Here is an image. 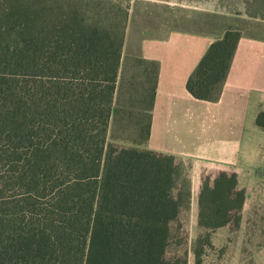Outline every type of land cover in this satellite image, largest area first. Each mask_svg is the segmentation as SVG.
I'll return each mask as SVG.
<instances>
[{
    "label": "trees",
    "instance_id": "1",
    "mask_svg": "<svg viewBox=\"0 0 264 264\" xmlns=\"http://www.w3.org/2000/svg\"><path fill=\"white\" fill-rule=\"evenodd\" d=\"M128 9L123 0H0V264H187L170 246L189 180L174 155L140 146L151 103L126 112L146 115L135 125L142 140L109 134L124 111ZM238 39L229 29L209 45L186 81L192 97L218 98ZM256 123L264 127V111ZM243 199L235 173L206 177L198 225H226Z\"/></svg>",
    "mask_w": 264,
    "mask_h": 264
},
{
    "label": "crops",
    "instance_id": "2",
    "mask_svg": "<svg viewBox=\"0 0 264 264\" xmlns=\"http://www.w3.org/2000/svg\"><path fill=\"white\" fill-rule=\"evenodd\" d=\"M242 18L247 26L238 30L216 100L192 97L186 81L209 45L226 30L217 34L172 31L163 38L143 39L140 53L157 66L148 148L234 172L244 193L240 210L244 215L248 207L264 209V127L256 123L264 111V18Z\"/></svg>",
    "mask_w": 264,
    "mask_h": 264
},
{
    "label": "rangeland",
    "instance_id": "3",
    "mask_svg": "<svg viewBox=\"0 0 264 264\" xmlns=\"http://www.w3.org/2000/svg\"><path fill=\"white\" fill-rule=\"evenodd\" d=\"M126 4L129 9L118 81V105L124 111L113 121L109 134L127 141L142 140L144 132L140 135L135 125L141 118L146 120V115H140L138 110L129 117L128 107H146L153 96L157 66L141 57L143 39L163 38L172 31L238 32L246 28L243 16L264 18V0H123V5ZM128 92L134 98H129ZM140 146L148 148V141ZM178 161L185 179L189 180L190 197L172 225L173 234L178 236L171 243V252L177 248L185 250L187 264H264V209L248 207L244 215L241 211L238 218L233 214L229 223L215 229L201 227L197 222L195 201L203 180L220 171L234 172L222 165L191 158Z\"/></svg>",
    "mask_w": 264,
    "mask_h": 264
}]
</instances>
